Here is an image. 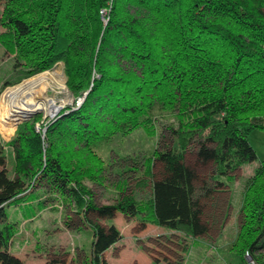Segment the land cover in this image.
<instances>
[{"label": "trees", "instance_id": "16d2710c", "mask_svg": "<svg viewBox=\"0 0 264 264\" xmlns=\"http://www.w3.org/2000/svg\"><path fill=\"white\" fill-rule=\"evenodd\" d=\"M3 4L0 38L17 58L36 61L38 72L62 63L74 95L84 92L94 78L80 108L63 115L49 131L68 142V153L47 133L50 153L42 172L63 192H70V201L84 213L82 220L92 226L90 264H107L104 254L118 240V231L87 220V215L100 220L116 213L127 217L146 213L123 193L117 206L95 207L85 200L89 191L73 176L74 166L82 163L76 161L70 144H84L92 159H100L93 147L99 142L90 141L107 142L98 138L101 130L109 132L103 125L107 121L110 135H125L175 119L167 127L173 144L155 153L145 173L148 185L156 183L152 222L188 237L203 236L205 207L200 195L208 191L207 181L197 178L186 157L196 148L202 164H213L214 193L224 192L234 173L257 159L248 136L264 131V0H114L104 27L100 11L108 8L107 0H4ZM20 140L30 145L16 158L25 182L39 175L44 142L31 126L24 128ZM157 163L162 165V182L154 170ZM7 180V173L0 171V189L5 186L0 195V264H24L9 253L12 231L3 223L6 207L19 205L31 194ZM240 231L239 250L253 264H264L260 254L264 159L247 184Z\"/></svg>", "mask_w": 264, "mask_h": 264}, {"label": "rangeland", "instance_id": "374dc122", "mask_svg": "<svg viewBox=\"0 0 264 264\" xmlns=\"http://www.w3.org/2000/svg\"><path fill=\"white\" fill-rule=\"evenodd\" d=\"M113 1L107 0L108 8L100 11L102 27L108 22ZM3 2L4 0H0V18ZM3 32L0 23V34ZM35 65L36 61L17 58L16 53L8 50L0 38V105L8 89L19 87L46 74L48 86H41L43 91L39 96L54 100L58 104L67 99L71 101L53 116L35 111L32 118L27 115L18 122L9 121V127H2L0 123V152L3 161L0 171L7 173L8 184L13 183V187L31 194L30 199L27 198L28 202L26 200L19 205L12 204L5 209L7 218L3 225L8 223L12 231L9 253L24 264H90L94 240L92 226L82 220L84 213L72 204L70 192H63L59 183L52 181V177L43 175L42 172L47 167L45 155L50 153L47 133L53 143L58 141L59 146L63 145L60 148L68 153V142L59 141L57 135L50 134L49 131L63 115L71 114L80 108L90 94L94 78L84 92L74 95L68 87L62 63L43 72H38ZM85 94L86 98L82 100ZM171 123H175V119L169 118L156 126L141 128L125 135H110L111 121H107L103 125L108 127L109 132L101 130L98 137H105L107 142L102 143L98 139L90 141L99 142L93 146L95 153L100 157L98 160L92 159L84 144H70L76 153V161L80 160L82 163L80 167L74 166L73 176H78L83 187L91 194L86 195L87 202H93L97 208L113 207L121 203L119 197L123 193L132 196L141 204L142 209L146 210V213L136 217L116 213L112 219L97 220L95 215H87V220L98 221L102 226H115L119 233H116L118 240L105 252L104 260L107 264H253L252 258L245 251L239 250L241 210L247 184L254 177L260 161L264 159V131L255 130L249 134L248 141L256 152L257 159L249 161L237 170L234 179L228 184L229 187L222 193H214L215 186L211 181L214 174L213 164H202L197 158L196 148L187 155V165L196 172L200 181L206 179L208 187L206 194L200 195V202L205 207L203 221L206 222L201 226V229H204L203 236H200L199 232L200 234L197 233L196 237L192 238L185 232L157 226L152 222L151 200L156 183L153 181L148 185L145 173L155 153L167 151L173 144L167 130ZM26 126L33 127L34 132L39 134L44 142L43 164L41 169L36 171L39 175L23 182V172L18 169L16 158L17 152L30 148L27 140H20ZM154 170L158 180H161L162 165L157 163ZM162 181L164 180L160 182ZM197 185L200 189V183ZM4 189L5 186L0 189V195L4 194ZM30 202L35 205L32 206ZM36 207L41 210L38 214ZM260 254L264 255V248Z\"/></svg>", "mask_w": 264, "mask_h": 264}, {"label": "bare ground", "instance_id": "6f19581e", "mask_svg": "<svg viewBox=\"0 0 264 264\" xmlns=\"http://www.w3.org/2000/svg\"><path fill=\"white\" fill-rule=\"evenodd\" d=\"M46 75H41L19 87L8 89L4 93L0 105V123L2 127L4 125L9 127L11 125L9 121L22 120L25 116L35 113V111L45 112L47 115L53 116L64 105L71 102L70 99H67L58 104L54 100L43 99L39 96L43 91L41 86H48Z\"/></svg>", "mask_w": 264, "mask_h": 264}, {"label": "water", "instance_id": "95a60500", "mask_svg": "<svg viewBox=\"0 0 264 264\" xmlns=\"http://www.w3.org/2000/svg\"><path fill=\"white\" fill-rule=\"evenodd\" d=\"M85 96H86V94L84 95V97H83L82 100H84V99L86 98ZM32 115H33V114L30 115L31 118H32ZM28 119H30V118H28ZM17 122H18V121H17Z\"/></svg>", "mask_w": 264, "mask_h": 264}]
</instances>
